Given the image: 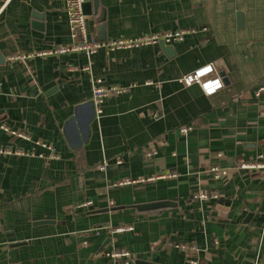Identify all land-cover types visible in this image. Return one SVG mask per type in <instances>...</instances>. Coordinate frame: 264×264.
<instances>
[{"label":"crops","instance_id":"obj_1","mask_svg":"<svg viewBox=\"0 0 264 264\" xmlns=\"http://www.w3.org/2000/svg\"><path fill=\"white\" fill-rule=\"evenodd\" d=\"M98 3L89 37L190 32L169 51L39 55L73 43L66 0H0V264H264V169L239 167L264 155V0ZM205 64L226 78L211 96L180 82ZM99 77L128 88L101 117Z\"/></svg>","mask_w":264,"mask_h":264},{"label":"built area","instance_id":"obj_2","mask_svg":"<svg viewBox=\"0 0 264 264\" xmlns=\"http://www.w3.org/2000/svg\"><path fill=\"white\" fill-rule=\"evenodd\" d=\"M89 0H66V9L68 14V23L69 29L71 33V37L73 39V43L71 45L60 46L56 49H51L48 52H43L39 55H53V54H65L70 52H82L87 56H93L97 52L102 49L108 51L121 50V49H132L135 47L149 46L158 44L161 42L164 43H172L183 41L186 34L190 32V30L181 29L176 31H167L163 33H155V34H143L134 37H119L112 38L107 40H100L94 37H89L87 33L86 26V14L84 12V5ZM31 57L30 55H19L13 58L16 59H26ZM85 70H90L91 66L87 65ZM180 82L186 86H192L194 84H198L202 91L208 95H214L219 90H221L224 86L223 78L220 74V71L213 64H205L194 71L184 75ZM151 84V82H149ZM264 90V82L258 87L257 93ZM127 87H121L118 85L106 86L104 84V80L102 77L96 78L95 83L93 85V103L95 106V112L97 117H101L103 114V105L106 99L111 94H119L127 92ZM1 92V88H0ZM191 126L183 127L182 131L186 132L191 130ZM43 146L48 147V149L53 150V148L48 144H43ZM148 156L152 155V153H147ZM53 157H55V152L53 151ZM239 167L242 169L248 170H263L264 169V155L259 154L255 159L251 160H240ZM104 165L102 169H105ZM212 172L216 174L217 177H221L227 173L226 170H222L219 167H212ZM175 174L172 173H161L155 177H149L147 180L155 179V178H166L172 177ZM146 180V179H144ZM132 179H126L125 181H121L118 184H128L132 183ZM194 198L199 199H219V195L217 193H211L206 190L198 191L193 194ZM91 202L81 203L78 207H86ZM132 229L131 227H120L112 232H119L124 230ZM264 231V228H263ZM176 246L187 252L193 254L196 251V247L193 245H187L185 243H177ZM113 264H130L132 261L130 258V252L128 250H120V251H111L107 255Z\"/></svg>","mask_w":264,"mask_h":264},{"label":"water","instance_id":"obj_3","mask_svg":"<svg viewBox=\"0 0 264 264\" xmlns=\"http://www.w3.org/2000/svg\"><path fill=\"white\" fill-rule=\"evenodd\" d=\"M95 4H96V6H98V0H95ZM105 39V38H104ZM161 44L164 46V48L166 49V50H171V48L169 49V47H166L165 46V44H164V42H161ZM221 76L223 77V81L225 82L226 81V78H225V76H224V73H223V71H221ZM93 113H95L94 112V108H93ZM164 204L163 203H161V204H157V203H152V204H147V205H139V206H137V208L138 209H140V210H146V209H152V208H159V207H161V206H163ZM120 208H122V207H113L111 210H114V209H120ZM105 210H108V209H105ZM23 243H14V244H12V246L14 247V246H18V245H22ZM1 252V251H0ZM136 264H141V262L139 261H136Z\"/></svg>","mask_w":264,"mask_h":264}]
</instances>
